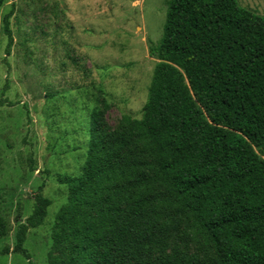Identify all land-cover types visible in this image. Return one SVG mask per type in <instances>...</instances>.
<instances>
[{
  "label": "trees",
  "instance_id": "obj_1",
  "mask_svg": "<svg viewBox=\"0 0 264 264\" xmlns=\"http://www.w3.org/2000/svg\"><path fill=\"white\" fill-rule=\"evenodd\" d=\"M149 54L159 62L141 118L123 114L111 134L94 111L80 173L56 177L66 201L47 264H206L166 252L182 224L217 264H264V158L255 151L264 148V14L237 0H169ZM41 190L0 255L33 264L26 234L52 204Z\"/></svg>",
  "mask_w": 264,
  "mask_h": 264
},
{
  "label": "rangeland",
  "instance_id": "obj_2",
  "mask_svg": "<svg viewBox=\"0 0 264 264\" xmlns=\"http://www.w3.org/2000/svg\"><path fill=\"white\" fill-rule=\"evenodd\" d=\"M169 0H5L0 6V215L13 247L15 217L32 211L34 194L52 199L42 225L24 243L33 264H47L54 215L66 201L58 175H78L94 111L103 131L120 130L123 114L141 118L156 46ZM264 14V0H237ZM12 34L9 54L3 32ZM264 158V148L255 147ZM196 254L217 264L210 246L194 242L182 224L167 253ZM0 264H28L12 252Z\"/></svg>",
  "mask_w": 264,
  "mask_h": 264
}]
</instances>
